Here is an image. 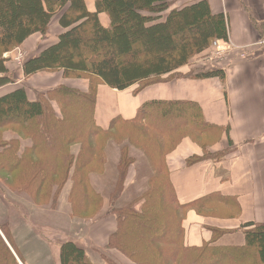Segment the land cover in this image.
I'll return each instance as SVG.
<instances>
[{"label": "trees", "instance_id": "trees-1", "mask_svg": "<svg viewBox=\"0 0 264 264\" xmlns=\"http://www.w3.org/2000/svg\"><path fill=\"white\" fill-rule=\"evenodd\" d=\"M94 3L95 10L91 12L86 9L84 0H0V74H3L0 76V86L14 79L9 73L14 68L13 64L8 65L10 68L6 66L10 59L2 57V54L20 45L28 34L48 33L51 16L58 12L62 16L58 19L57 33L51 36L52 42L39 55L25 61L20 72L26 80L42 68L53 67L60 68L68 79L75 75L78 80H87L82 84L68 83L62 77L61 83L52 88L33 89V97H29L26 86L20 84L7 92H0V169H15L23 161L22 155L16 153L19 143L13 132L24 127L27 132L37 136L29 148L40 152L47 148L46 152L52 155L51 162L39 169L41 182L54 177L63 183L68 177H73L72 192L75 186L78 191L86 188L95 193L85 170L90 168L93 172L98 170L99 175L104 173V161L96 155L102 149V142L97 141L98 138L114 128L117 121L145 120L148 126L153 125L161 131L168 144L163 147L165 149L160 148V144L154 151L150 149L157 162L154 164L153 158L150 159L151 177H157L162 170L159 157L165 150L161 163L166 170L168 184L163 187L156 183L154 189L153 186L147 187L140 209L125 207V210L108 211V214L118 213L117 226L111 237L114 242L110 247L137 264H264V222L241 223L242 244H214L218 236L225 232L214 228L210 229V241L200 245L185 242L182 221L187 211L194 210L199 215L215 214L220 211L216 209L220 204L233 202L229 196L218 192L179 202L169 180L165 155L183 137H196L204 129L198 121L201 109L197 103L151 101L144 104L131 119L120 116L112 118L106 128L100 127L93 115L98 85L105 84L117 90L133 86L136 92L148 84L178 76L180 72L173 73L193 55L210 49L213 40H228L223 13L210 12L205 0L170 8L163 17L161 14L172 5L173 0H94ZM99 13L108 16L107 27L99 23ZM66 48H70L72 54L60 60L57 53ZM197 75L223 79L219 69ZM65 101H68L72 114L61 112L58 104L61 102L65 105ZM78 101L82 106L76 111L69 103ZM53 103L58 105L59 113ZM75 124L82 125L81 129L80 126L75 129ZM47 128L50 132L56 131L48 141L40 136ZM4 130L6 133L10 131L12 137L3 138ZM86 134L90 143L85 138ZM66 143H79L82 149L90 144L86 155L89 161L81 163L79 158L74 160L70 149L62 151V144ZM198 159L196 157L190 162ZM117 165L126 174V166L119 161ZM34 178H38L37 174ZM22 182L30 186L32 181ZM123 186L122 181L119 192ZM38 188L40 193L42 188ZM114 192L112 190L110 193ZM153 195L155 198L149 202ZM165 203L169 206L168 210ZM14 207L10 208L8 215L20 219L26 211L23 208L16 216ZM5 221L0 222V264H18V257L25 264L13 241L12 226L8 220ZM36 235L40 238L39 234ZM59 259L60 264H91L83 249L75 244L65 245L64 248L61 246ZM103 260L107 264H117L109 258L104 257Z\"/></svg>", "mask_w": 264, "mask_h": 264}, {"label": "crops", "instance_id": "crops-1", "mask_svg": "<svg viewBox=\"0 0 264 264\" xmlns=\"http://www.w3.org/2000/svg\"><path fill=\"white\" fill-rule=\"evenodd\" d=\"M195 1L198 0H173L171 8ZM205 1L210 12L223 13L228 39L245 49L246 58L241 59L239 51H234L216 59L211 69L192 74H186L189 69H185V75L170 76L136 92L133 86L117 90L100 84L93 115L95 122L106 128L112 118L131 119L151 101L197 103L201 109L198 121L204 129L196 137H183L165 155L169 180L179 202L211 192L229 196L233 202L220 204L216 207L220 211L215 214L188 212L183 223L185 242L200 245L210 241V229L214 228L225 231L214 244L238 245L244 240L239 230L241 223L264 222V0ZM84 2L88 11L95 10L94 0L93 5ZM98 20L107 27L100 13ZM10 55L7 51L2 57L10 58ZM9 64L12 60L6 66ZM213 69L222 71V80L197 75ZM14 75L13 82L0 86V92L20 84L33 97L32 90L38 88L30 85L46 84L41 79L33 81L32 76L25 80L21 72ZM196 157L199 159L190 162Z\"/></svg>", "mask_w": 264, "mask_h": 264}, {"label": "rangeland", "instance_id": "rangeland-1", "mask_svg": "<svg viewBox=\"0 0 264 264\" xmlns=\"http://www.w3.org/2000/svg\"><path fill=\"white\" fill-rule=\"evenodd\" d=\"M87 2L89 5H93V0H87ZM171 6L161 14L162 17L165 16ZM60 15L61 12H58L51 16L48 33L34 32L28 34L20 45H16L17 47H12L9 50L11 54L9 59L12 60V66L14 67L12 71V74H15L14 76H17L16 73L21 71L25 61L39 55L45 47L49 46L52 42L51 36L54 37V34L57 33L58 19L62 16ZM100 15L103 19H106V26H108V17L104 13H100ZM57 54L61 60L66 55L72 54V51L70 48H66ZM216 59V56L208 49L206 52L193 55L186 64L173 74L178 73V70L181 71L180 74H184L185 69H189L186 74H192L197 70L211 69L216 65ZM62 77L68 83L77 82L82 84L87 81L83 78L78 80L75 75L68 79L60 68L53 67L40 69L32 76V79L33 81L41 79L40 82L46 84L40 83L41 85L34 86L47 89L61 83ZM53 104L56 110L59 109L57 108L59 105L61 112L72 114L68 101H65V105L61 102L60 104L57 103V106L55 103ZM62 104L65 107L63 111ZM69 104L74 106L76 111L81 109L80 106H82L80 101L70 102ZM57 113H59V110H57ZM147 124L149 123L145 120L139 122L117 121L114 128L103 137L98 138L97 141L102 142V149L96 155H99L102 162L104 161V173L102 172L103 174L99 175L98 170H94V172L90 168L85 170L86 175L89 174L88 180L95 193L86 190V188L78 191L75 186L72 192V182H75L73 177H68V180L63 181V183L55 180L54 177L41 182L42 177L38 175L40 174L39 169L43 168L46 163L51 162L52 155L46 152L47 148L42 152L30 149L31 143L37 139V136L27 132L24 127L14 130L15 139L19 143L16 153L22 155L23 161L20 165L17 164L15 169L11 168L8 171L0 169V222L8 220L11 224L13 241L20 254H22L25 264H60L61 246L64 248L65 245L74 246V244L83 249L84 255L91 264H107L103 260L104 257L113 260L117 264H137L110 247L111 243L114 242L111 237L117 226L118 213L111 212L108 214V211L113 209L115 211L116 209L125 210L127 209L125 207L140 209L141 204L144 202L143 193L147 187L153 186L152 189H154L156 183L163 187L164 184H168L166 170H164L161 163L165 150L161 152L159 157V166L162 170H160L157 177H151L150 159L153 158L154 164H157V162L153 157L154 153L150 149L154 151L159 144L160 148L166 147L168 144L158 128ZM79 126L81 129L82 125L75 124L73 127L76 129ZM41 131L43 132V129ZM4 132L3 138L12 137L10 131L6 133L4 130ZM55 132L54 130L50 132L47 128L43 132V136L40 134L41 139L45 138L48 141L55 135ZM85 138L90 143L88 134ZM89 147L90 144L82 149L79 143L71 145L66 143L62 144V151L70 149V152L75 156L74 160L79 158L81 163H87L89 159L86 158V155L89 152ZM150 153L151 157L149 156ZM90 155L91 157L93 155L92 149ZM10 158L9 161H11ZM118 161L121 165L126 166V174L122 171L123 168L118 169ZM97 171L98 173H95ZM36 174L38 178H34ZM25 180L32 181L30 186L24 185L25 182L23 184L22 181ZM122 181L124 186L119 192ZM33 184L34 186H32ZM38 187L42 188V194L39 193ZM112 190L115 191L114 194L110 193ZM146 196L145 199H147ZM166 197L165 193L164 198ZM137 198L139 199L134 205ZM154 198L155 195L151 196L148 199L149 202ZM165 204L168 210L169 206L167 203ZM11 207H14L17 212L16 216L20 215L19 212L23 208L25 209L26 213L22 214V219L8 215ZM190 211L194 210L186 212L182 224ZM195 213L197 214V212ZM36 234H39L40 238ZM16 256L18 257V255ZM74 257L73 254L72 258ZM18 259L20 260L19 257Z\"/></svg>", "mask_w": 264, "mask_h": 264}, {"label": "built area", "instance_id": "built-area-1", "mask_svg": "<svg viewBox=\"0 0 264 264\" xmlns=\"http://www.w3.org/2000/svg\"><path fill=\"white\" fill-rule=\"evenodd\" d=\"M241 48V49H240ZM210 51L213 53L217 60L223 59L234 51H239L238 56L243 59L246 58L247 53L242 47L234 45L229 39L223 40H213L211 42Z\"/></svg>", "mask_w": 264, "mask_h": 264}, {"label": "water", "instance_id": "water-1", "mask_svg": "<svg viewBox=\"0 0 264 264\" xmlns=\"http://www.w3.org/2000/svg\"><path fill=\"white\" fill-rule=\"evenodd\" d=\"M17 260V259H16ZM18 264H21L18 260H17Z\"/></svg>", "mask_w": 264, "mask_h": 264}]
</instances>
